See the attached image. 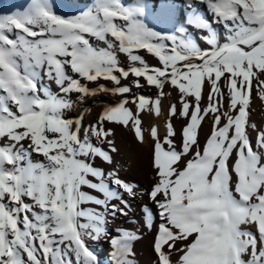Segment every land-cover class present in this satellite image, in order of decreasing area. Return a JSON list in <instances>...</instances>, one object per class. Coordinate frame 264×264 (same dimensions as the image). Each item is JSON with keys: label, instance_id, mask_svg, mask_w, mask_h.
<instances>
[{"label": "snow or ice", "instance_id": "snow-or-ice-1", "mask_svg": "<svg viewBox=\"0 0 264 264\" xmlns=\"http://www.w3.org/2000/svg\"><path fill=\"white\" fill-rule=\"evenodd\" d=\"M145 86L155 99L131 94ZM166 86L180 107L163 138L151 129L153 183L139 190L97 161L114 163L109 125L144 142L140 113L160 114ZM254 88L264 99V0H27L0 12V264H102L101 242L109 264H136L139 230L112 235L109 224L145 196L156 209L142 206L145 227L156 228L153 264H264ZM100 94L120 99L88 125L84 112L70 115ZM205 117L212 129L201 144Z\"/></svg>", "mask_w": 264, "mask_h": 264}, {"label": "bare ground", "instance_id": "bare-ground-1", "mask_svg": "<svg viewBox=\"0 0 264 264\" xmlns=\"http://www.w3.org/2000/svg\"><path fill=\"white\" fill-rule=\"evenodd\" d=\"M27 0H0V12H5L12 10L14 8L23 7L26 4ZM64 11H67L65 9ZM94 46L104 47L103 44H98ZM94 84H90V87H94ZM111 86V85H109ZM54 87V86H53ZM135 92V91H134ZM137 95H144L145 97L149 93L145 91H136ZM150 92V91H149ZM166 95L160 98L159 110L160 114L157 115L154 111H149L145 109L140 113L141 119V128L142 134L144 136V142L140 143L134 136V132L128 130L123 126H113L114 127V136L115 145L118 149L116 153H113L114 163L112 165L101 164L97 161L98 166L103 167L106 171H111L113 169L118 170V174L121 179L135 183L139 186V190H148L151 188L153 180V170H152V149L153 141L151 138V129L155 127L157 129V134L160 138H163L166 132V125L168 123V114L171 106L175 104L177 109L180 107L178 101V94L173 92V89L167 87L164 91ZM155 96L150 95L152 99H155ZM120 97H113L111 95L100 94L96 97L87 99L83 104H78L76 109L70 113L71 116H77L81 112L85 113L84 123L85 125L94 123L102 108L106 104H114L118 102ZM202 107H206L208 100L206 97V91L202 94ZM263 104V103H262ZM131 104L129 105V107ZM227 102L225 103V108ZM151 107V106H149ZM261 107V105H256V108ZM263 107V106H262ZM134 110V109H133ZM135 111V110H134ZM254 111V110H253ZM256 112V111H255ZM251 113L250 120L258 121L255 129L250 127L249 135L254 141L257 135V130H264V119H258V113ZM172 123L178 135L175 137L177 143L180 142L179 133L182 131V128L185 124L184 118L173 117ZM212 129V121L208 117H205V120L201 123V128L199 130V140L201 144L205 142L206 136L210 134ZM107 147V146H105ZM132 205V212L128 217L119 216L113 223L109 224V228L112 231V235H116L114 229L117 227H122L128 230H139L141 239L135 242L134 252H135V261L136 264H153L155 260L153 252V242L154 236L156 234V228L154 227L152 231H148L144 223V213L142 206L148 204L152 209L153 214L155 215L156 209L148 201V198H136L130 201ZM155 223L158 225L159 218L158 216L155 219ZM97 254L99 255L102 264H109V252L110 247L108 243H99L93 245Z\"/></svg>", "mask_w": 264, "mask_h": 264}, {"label": "rangeland", "instance_id": "rangeland-1", "mask_svg": "<svg viewBox=\"0 0 264 264\" xmlns=\"http://www.w3.org/2000/svg\"><path fill=\"white\" fill-rule=\"evenodd\" d=\"M142 55H144V53H141ZM120 60L123 64H127V61L125 60V58L121 55L120 57ZM145 59L146 61L150 64V65H156L157 64V60L154 59L152 56L150 55H146L145 56ZM125 84H128L129 81H124ZM221 85H222V88H223V81H221ZM254 85H255V81H254ZM94 86V85H93ZM168 86L165 87L164 91L167 89ZM223 90L225 91V93L227 92V89L226 88H223ZM135 91V92H134ZM136 91H145L147 93H149L150 95L152 96H155L157 94V90L155 88H150L148 86H145V87H142V88H136V87H132V95H137V92ZM150 91V92H149ZM204 91H206V97H207V91H208V87L207 85L205 86V89ZM173 92L175 94H178V92L176 90L173 89ZM150 95H146L148 97H150ZM178 101L180 103V97H179V94H178ZM227 101L225 100V103ZM263 103V104H262ZM261 105V107H257L256 108V105ZM201 106H202V102H201ZM263 106V107H262ZM131 108H133L135 110V106L134 105H131L130 106ZM254 110V111H253ZM257 112L258 113V119L259 120H263L264 119V99H261L260 96H259V93L255 90V88L253 89V92L251 94V100H250V105H249V116H248V123L250 125H257L258 121H251L250 120V115L251 113L253 112ZM255 112V113H256ZM250 131V127L248 128V132Z\"/></svg>", "mask_w": 264, "mask_h": 264}]
</instances>
